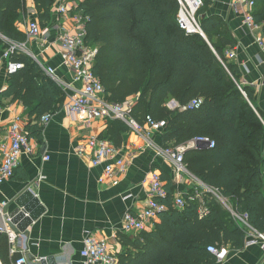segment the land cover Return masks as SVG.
<instances>
[{
  "label": "trees",
  "instance_id": "1",
  "mask_svg": "<svg viewBox=\"0 0 264 264\" xmlns=\"http://www.w3.org/2000/svg\"><path fill=\"white\" fill-rule=\"evenodd\" d=\"M35 2L42 22H51L55 0ZM255 2L252 15L262 26L264 40V0ZM80 7L89 18L86 43L97 49L92 69L104 85L105 98L112 103L134 98L131 115L142 124L148 116L164 121L163 147L196 138L214 142V147L186 151L184 164L219 195L205 190L191 201L193 192L185 194L186 206L180 209L168 182V195L159 199L168 209L160 214L156 229L133 240L122 236L135 249L124 264H212L217 258L210 246L242 248L246 232L218 196L229 199L238 214L264 232V113L252 107L251 89L240 85L239 70L226 57L227 47L236 45L228 26L201 7L198 17L203 12L199 19L207 39L188 33L179 24L178 0H84ZM23 11L26 0H0V44L6 43L5 49L9 44L2 35L12 41L26 38L14 25ZM10 59L24 67L10 74L1 95L28 105L30 117H36L26 126L29 136L42 138L40 119L64 102L65 92L30 55L20 51ZM172 99L180 107L170 109ZM194 100H201L198 107L191 106ZM129 129L127 122L112 119L101 138L120 147ZM9 246L2 234L3 264H13Z\"/></svg>",
  "mask_w": 264,
  "mask_h": 264
},
{
  "label": "crops",
  "instance_id": "2",
  "mask_svg": "<svg viewBox=\"0 0 264 264\" xmlns=\"http://www.w3.org/2000/svg\"><path fill=\"white\" fill-rule=\"evenodd\" d=\"M57 1L55 0L52 8V21L45 24L35 0H27L26 11L20 13L23 16L20 26L16 22L14 24L26 36L25 40L12 41L2 35L9 45L11 42L25 44L26 51L22 52L35 55L46 67L55 69L56 77L64 83L63 86L58 85L65 92V100L54 111L46 113L50 114V118L45 123L41 122V117L40 124L44 125L42 138L30 137L32 153L21 155L14 176L0 189V202L8 203L2 215L4 224L7 221L4 219L6 215L11 220L10 216L16 210L23 211L24 207H20L18 199L26 190H30L38 198L44 210L35 219L30 211L25 212V216L31 220L27 235L17 233L6 225V230L2 229L0 236L6 235L9 240L13 264L21 255H26V264H87L81 253L87 235L107 239L118 259L117 264H124L135 249L131 244L125 245L122 236L127 235L133 240L143 233L125 232V215L128 212L136 214L147 207L150 199L148 178L152 172H159L165 185L171 182L175 197L196 190L201 193L205 190L216 194L218 192L192 174L186 165L185 170L178 171L174 162L159 156L148 146V143L162 146L163 128L143 137L130 127L123 134L122 145L116 147L115 155V159H124L126 168L124 171H117L112 179L100 181L105 165H93L88 156L79 155L76 149L80 142L89 137L105 135L112 119H94L89 124L82 125L67 108L69 95L80 90L82 83L64 63L60 52L59 26H70L72 21L68 16L57 13ZM82 1L84 0H72L79 6ZM203 2L207 5L204 14L218 16L230 29L236 45L227 47L226 52L231 50L235 53V57L228 60L239 70L240 85L251 89L252 107L258 113H264V44L258 42V38L263 37L262 26L249 25L245 13L236 8L235 0ZM31 20H38L42 27L52 28L46 39L40 42L29 40L27 26ZM203 36L207 39L205 33ZM5 44H0V60L2 59L4 66L0 72V161L1 145L7 139L10 124L17 118L25 127L32 120L36 121L35 116L30 117L28 105L22 99L1 95L8 88L10 76L6 70L7 61L2 58L9 48L8 45L5 49ZM243 93L246 95L244 91ZM167 105L170 109L180 107L177 101L174 103V99ZM192 148L200 147L195 144L186 151ZM262 153L264 156V136ZM262 174L264 209V162ZM218 197L231 210L237 225L245 230L246 239L240 249L225 246L228 250L226 257L223 260L217 259L212 264H264V246L255 235L256 229L244 215L236 212L229 199ZM25 202L29 203L28 198ZM159 222L160 216L150 222L146 232L155 230ZM8 230L12 232L11 235ZM30 255L34 259L30 260Z\"/></svg>",
  "mask_w": 264,
  "mask_h": 264
},
{
  "label": "built area",
  "instance_id": "3",
  "mask_svg": "<svg viewBox=\"0 0 264 264\" xmlns=\"http://www.w3.org/2000/svg\"><path fill=\"white\" fill-rule=\"evenodd\" d=\"M180 10L178 20L180 26L188 33H200L204 35V31L200 24L198 11L203 6V0H178ZM235 6L238 10L245 13L246 22L249 25L256 24L252 15L256 5L255 0H235ZM57 13L62 16H68L72 21L70 26L61 24L59 26L58 43L64 63L70 67L75 74L77 80L82 83L80 90H76L70 94L67 100V108L73 118H77L80 124H89L94 119H121L128 123L133 131L140 136H147L151 131L161 130L164 128V121H156L151 116H148L145 123H140L132 117L131 111L134 105V98H129L123 103H112L105 98V88L101 80L94 74L92 66L97 54V49L89 46L86 43L87 36V21L88 16L84 14L81 7L72 2V0H58ZM52 28L42 27L38 20H31L27 26L29 40L40 42L46 39ZM260 44H264L263 37L258 38ZM26 51L25 44L11 42L9 48L3 54L8 73H14L24 67V64L10 59L14 53ZM37 61L45 72L59 85L64 83L56 77L53 67H46L39 59L30 54ZM226 57L230 60L235 57L234 51H227ZM222 60V59H221ZM0 60V72L4 66ZM223 64L226 63L222 60ZM227 67V66H226ZM201 100H194L191 106L198 107ZM1 108V107H0ZM50 118V114L42 116L41 122L45 123ZM197 141L210 142L207 138H196L187 143L176 147L156 146L148 143L159 156L175 163L178 171L185 170L184 153L186 150L194 146ZM210 147H214V142H210ZM30 145V136L27 128L22 125L19 118L14 120L8 128L7 139L1 145V161H0V189L2 185L11 179L15 170L18 167L20 157L23 153H32ZM77 153L82 156H88L93 165L98 166L104 164L103 175L100 178L101 182L106 179H112L117 171H124L126 163L124 159H115L117 148L109 139L92 136L78 144ZM114 159V160H113ZM150 187V199L148 205L143 210L136 214L128 212L125 215L123 222V230L125 232H144L149 228L150 222L159 217L161 213L168 209L167 204L162 203L159 199L168 195L165 182L159 172H152L148 178ZM202 193L200 190L190 194L191 201L196 200ZM8 205L7 202H0V214H4V208ZM174 205L180 209L186 206L184 195H176ZM0 231L2 229L0 228ZM10 232V235L12 232ZM256 237L264 246V232L255 230ZM209 251L212 252L217 259L223 260L227 255V247L220 248L210 246ZM82 256L86 258L87 264H117L118 259L110 248L107 239L99 238L93 235H87L84 239V248ZM26 255H21L16 258L14 264H26Z\"/></svg>",
  "mask_w": 264,
  "mask_h": 264
},
{
  "label": "water",
  "instance_id": "4",
  "mask_svg": "<svg viewBox=\"0 0 264 264\" xmlns=\"http://www.w3.org/2000/svg\"><path fill=\"white\" fill-rule=\"evenodd\" d=\"M175 102L176 101L174 100V103ZM209 144L210 142H203V141L196 142L197 147L200 148L208 146ZM26 198H28L29 203L25 202ZM18 203L20 207H24L23 211H21V209L16 210L10 216L11 220L7 218L8 215H6V218H4L7 219L5 224L3 223L2 216L0 214V227L1 229H5L7 225L10 226V228L15 232L21 233L23 235H27L28 234L27 227L31 223V220L29 219V217L25 216V212L30 211L31 215L35 219L43 212L44 208L40 205V201L38 200V198H36L35 195L30 190H26V192L18 199ZM29 259L32 260L34 258L30 255ZM0 264H3L1 258H0Z\"/></svg>",
  "mask_w": 264,
  "mask_h": 264
},
{
  "label": "rangeland",
  "instance_id": "5",
  "mask_svg": "<svg viewBox=\"0 0 264 264\" xmlns=\"http://www.w3.org/2000/svg\"><path fill=\"white\" fill-rule=\"evenodd\" d=\"M26 2H27V0H26ZM202 8H207V5L205 4V7L203 6ZM203 15V12H199V17L201 18V16ZM22 18H23V16L21 15V14H19L17 17H16V25L18 24V26H20V24H21V22H22ZM18 30H19V28L18 27H16Z\"/></svg>",
  "mask_w": 264,
  "mask_h": 264
}]
</instances>
